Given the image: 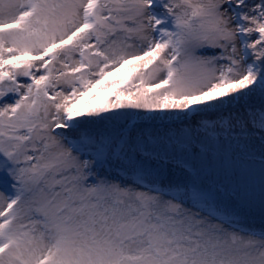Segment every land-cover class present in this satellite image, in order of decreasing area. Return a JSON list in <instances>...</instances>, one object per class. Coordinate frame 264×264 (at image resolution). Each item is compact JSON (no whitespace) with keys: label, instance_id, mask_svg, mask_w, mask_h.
I'll return each instance as SVG.
<instances>
[{"label":"snow or ice","instance_id":"6c2138e0","mask_svg":"<svg viewBox=\"0 0 264 264\" xmlns=\"http://www.w3.org/2000/svg\"><path fill=\"white\" fill-rule=\"evenodd\" d=\"M117 109L182 125L89 127ZM254 138L264 163V0H0V264H264L207 174Z\"/></svg>","mask_w":264,"mask_h":264},{"label":"rangeland","instance_id":"374dc122","mask_svg":"<svg viewBox=\"0 0 264 264\" xmlns=\"http://www.w3.org/2000/svg\"><path fill=\"white\" fill-rule=\"evenodd\" d=\"M113 79H115V77ZM112 95L113 94H108L109 98H112ZM260 103L257 97H252L246 101H240L239 104L226 107L223 112L225 115L229 112L235 115L237 113H242L245 107H259ZM177 112L178 110H167L149 113L142 109H117L113 112L104 114L106 117H115L114 119L99 121L89 127L95 132H116L125 128H135L137 130L143 129L153 133H163L168 129L181 126L182 122L172 119H150L149 117H165L175 115ZM116 113H121L123 115L116 116ZM180 114L183 115V113ZM80 119L99 120V118L89 117H82ZM191 122L192 118H189V120L184 123ZM58 131L65 130L60 129ZM249 152H251L252 155L242 153L236 145L233 144L231 148L215 156L211 166L208 168L207 174L210 181H214L224 194L221 211L223 205L227 204L231 209L239 213L244 223L254 230H259L264 228V208L261 207L262 181H264L262 169H264V163H262L261 159L259 139L254 138L250 142ZM109 174L113 176L119 174L123 177L125 182L134 179L130 175L118 173V170L115 168L110 169ZM180 180L181 177L179 175L170 174L169 178L164 181V185H167L169 181L175 184ZM163 189L167 193L166 198H183L182 194L175 190L167 187ZM188 203H191V201H188ZM224 218L227 219L226 217H223V219Z\"/></svg>","mask_w":264,"mask_h":264}]
</instances>
